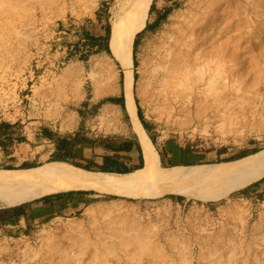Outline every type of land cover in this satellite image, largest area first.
I'll return each mask as SVG.
<instances>
[{"label": "rangeland", "instance_id": "obj_1", "mask_svg": "<svg viewBox=\"0 0 264 264\" xmlns=\"http://www.w3.org/2000/svg\"><path fill=\"white\" fill-rule=\"evenodd\" d=\"M113 1L0 0V122L14 132L0 135V170L50 161L53 145L36 134L42 125L62 135L134 133L121 105L96 104L88 112L101 97L124 95V70L106 49ZM152 5L148 23L168 14L138 33L134 95L157 146L170 139L202 152L225 147L224 157L264 149V0ZM195 13L207 24L159 80L167 106L158 107L151 88L156 49L171 16ZM101 30L104 36L96 35ZM92 36L102 37L100 47ZM249 185L207 200L175 199L180 193L169 190L142 197L97 191L116 198L24 228L0 225V264H264V188Z\"/></svg>", "mask_w": 264, "mask_h": 264}, {"label": "bare ground", "instance_id": "obj_2", "mask_svg": "<svg viewBox=\"0 0 264 264\" xmlns=\"http://www.w3.org/2000/svg\"><path fill=\"white\" fill-rule=\"evenodd\" d=\"M152 2L114 0L112 4L117 9V15L111 25L109 39L111 52L124 70L126 111L130 115L132 129L143 145L145 165L131 172L116 173L87 170L53 160L38 167L1 169L0 201L12 206L74 188H92L132 196L155 195L169 190L207 200L264 178V149L233 161L172 167L162 164L159 151L138 116L134 95V39L147 23ZM197 14L183 19L178 14L171 16L173 25L168 27V33L156 49L158 60L151 88L158 107L167 106L162 90H156L159 80L176 69L181 52L195 44L201 28L207 24V20L203 24L199 22ZM152 183L165 188L161 191L153 189Z\"/></svg>", "mask_w": 264, "mask_h": 264}, {"label": "trees", "instance_id": "obj_3", "mask_svg": "<svg viewBox=\"0 0 264 264\" xmlns=\"http://www.w3.org/2000/svg\"><path fill=\"white\" fill-rule=\"evenodd\" d=\"M153 5H151L150 10L152 9ZM168 12L166 10V13H163L162 15H160L158 18H156L155 21L146 24V27L144 29H148L151 26L160 24L162 22V20L167 16ZM110 34H111V25L109 24L106 28H105V36L107 37V39L109 40L110 38ZM138 38H139V34L136 35L135 40H134V46H133V54H134V65L136 64V45L138 43ZM91 39L93 40V42H95V46H99L102 42V37L101 36H92ZM106 49L110 51L109 49V43L107 42L106 45ZM134 77L136 79L137 77V73H134ZM136 99V103H137V109H138V116L140 117L143 125L145 126L147 132L149 133L152 141L155 143V145L157 146V140H156V136L152 133V129L151 126L149 125V122L144 118L143 113H142V109L140 107V105L138 104V100ZM120 100V102H118ZM111 102V103H120L122 108L124 110H126L125 107V103H124V95L121 93V95L119 96V98L115 97V96H109L106 98H103L99 101L98 105L103 104L104 102ZM9 127L5 128V131L3 133H8V129ZM40 131L43 132V134L46 135H52L53 133L49 130L48 126L42 125L40 128ZM0 135L2 136V134L0 133ZM38 137L40 138V134H37ZM131 135H133L134 137V142L137 145V149L140 153V164L138 165H133L132 167H123L122 165H119L117 163V161H111V159L109 158V156H105L102 162H98L96 160H94L93 158H89L86 157L85 155L82 154V150L83 148L87 147V146H91V147H103L105 149H109V150H114L117 151L119 150V144H121V141L118 137H116L115 135H94L91 133H87L81 129H77L74 133H69L67 135H58L56 137V143H55V150L52 153V156L50 157V161L53 160H59V161H66L68 163H71L73 165H76L78 167H82L84 169H88V170H98V171H106V172H119V173H125V172H130L133 171L136 168H141L143 167V155H142V151H141V146L139 144V142L137 141L136 135H134L133 133H131ZM124 145H129L128 147L131 148L132 143H130L129 139L126 138L123 141ZM178 145V144H177ZM184 149L190 154L187 157L184 158H176L174 156V153L172 151V149L166 147V146H162V147H158L157 149L159 151V154L161 156V160H162V164L165 167H171V166H175V165H192V164H197V163H214V162H225V161H231L243 156H246L248 154L254 153L256 151H258L257 148H250V149H244L241 151V153L237 154V155H232V156H226L224 157V155L227 153L226 148L225 147H220L217 148L213 151H206L205 153H209V152H214L217 156L216 159L211 160V161H207L206 159H204L205 157H197L195 155H199L197 149H194L193 147H190L188 145L183 146ZM202 155V154H200ZM29 166L28 164H26L24 167ZM6 168L12 169V166H8ZM264 182V178H262L259 181H256L255 183H252L251 185H259L260 183ZM249 185V186H251ZM95 192H93L92 190H67V191H61V192H56L50 195H46L43 196L41 198L35 199L33 201L27 202V203H23L20 205H15V206H10V207H4V208H0V225H15L18 224L19 221L25 217L27 218V208L31 205V203L33 202H39L41 200H44L48 197L51 196H55V197H59L62 198L61 200V205L62 206H67L70 202H74V200H76L74 203L78 204L80 202L84 203L85 206L99 201V200H109V199H113L116 198L115 195H109V194H96L95 197L91 198V199H87L85 197L86 194H93ZM241 193L245 194V190H243ZM175 199H179V200H184L185 197L182 195H176V196H172ZM63 208V207H62ZM29 222H33V218L30 217L29 220H27V223Z\"/></svg>", "mask_w": 264, "mask_h": 264}, {"label": "crops", "instance_id": "obj_4", "mask_svg": "<svg viewBox=\"0 0 264 264\" xmlns=\"http://www.w3.org/2000/svg\"><path fill=\"white\" fill-rule=\"evenodd\" d=\"M96 35H102V36H104V31L101 30ZM123 91H124V76H123ZM120 95L121 94L114 93V94H112L110 96H115V97L119 98ZM106 97H108V96H104V97L99 98L98 100H95L93 102V104H91V105L88 106V109H89L88 112L89 113H92V111H94V110H92L90 108H92L93 105L96 106V104H98L101 99L106 98ZM124 99H125V94H124ZM118 102H120V100ZM107 103L115 104V105H121L120 103H111V102H108L107 101V102H104L103 104H100L99 106H102V105L107 104ZM125 105H126V102H125ZM126 113L128 114L127 111H126ZM128 116L130 118V115L129 114H128ZM130 122H131V119H130ZM45 126H48V125H45ZM48 127H49V130L53 133L52 135L43 134V132H41V131H38L36 134H40L41 135L40 136V139H41L42 142H44V143H51V145H53V148L50 151L51 156H52V153L55 150L56 137L58 135H61V136H63V135L60 134V133H58L57 130H56V128L51 127V126H48ZM76 130L77 129H74L70 133H74ZM4 131H5L4 122H0V133L2 135L12 137V134H14V132L12 133L11 131H9V134L8 133H3ZM134 133L133 134L136 135L137 141L139 142V144L141 146V151H142V155H143V166H144L145 163H146L145 156H144V148H143V145H142V143H141V141L139 139V136L136 134L135 131H134ZM91 134H94L96 136L97 135H104V136H107V135H115V134H102V133L101 134L91 133ZM115 136L118 137L120 139V141H121V144H119V150L114 151V150L105 149L103 147H91V146H87V147L83 148L82 154L85 155L86 157L93 158L94 160H96L98 162H102L105 156L106 157L109 156V158L111 159V161L112 160L113 161H117V163L119 165H122L123 167H132L133 165L140 164V161H141L140 160V153H139V151L137 149L136 143L134 142L135 139H134L133 135H131L130 131L127 132V133H125V134L122 133L121 135L116 134ZM126 138H128L129 141H130V143H132L131 148L128 147L129 145H126V146L124 145L123 141ZM177 144L178 143L174 144L170 139H167L163 143L162 146H166V147L172 149V151L174 153V156L176 158H184V157H187V156L190 155L184 149V147L182 145H179V144L177 145ZM13 147H16V144ZM198 154L199 155H195V156L202 158V157L205 156L204 154H207V153L200 151V152H198ZM200 154H202V155H200ZM7 156L8 157L15 156V151L10 152ZM160 158H161V156H160ZM161 162H162V160H161ZM136 169H139V168H136ZM136 169H134V170H136ZM93 171H98V170H93ZM102 172H106V171H102ZM116 173H119V172H116ZM125 173H127V172H125ZM254 188L256 189V191L264 188V182L261 183L260 185H257V187H254ZM79 189L84 190V189H92V188H74V189H69V190H79ZM95 190L96 189L92 190L95 193H93V194H86L85 197L87 199H91V198L95 197L96 194H100V193L97 192L98 190L97 191H95ZM64 191H67V190H64ZM50 194H53V193H49V194H46V195H50ZM46 195H44V196H46ZM180 195H182V194H180ZM182 196H184V195H182ZM61 200H62V198L55 197V196H51V197H48V198H46L44 200H41L39 202H33L27 208V212H28L27 218L23 217L19 221L18 224H15V225H7V226H17V227L24 228L26 226L27 220H29L30 217L33 218V221L34 222H43L45 220H48L49 217H52V216H54L57 213H62V212H65L67 210H70V209H79L80 210V209H82L83 206H85V204L82 203V202H80L78 204L74 203L76 201V200H74V202H70L67 206L64 207V206L61 205ZM27 202H29V201H27ZM12 206H14V205H12Z\"/></svg>", "mask_w": 264, "mask_h": 264}, {"label": "water", "instance_id": "obj_5", "mask_svg": "<svg viewBox=\"0 0 264 264\" xmlns=\"http://www.w3.org/2000/svg\"><path fill=\"white\" fill-rule=\"evenodd\" d=\"M84 190H94V189H84ZM95 191H97V190H95ZM60 192V191H59Z\"/></svg>", "mask_w": 264, "mask_h": 264}]
</instances>
